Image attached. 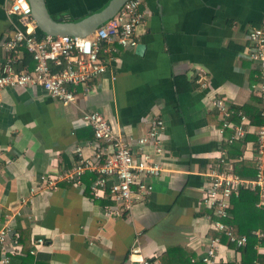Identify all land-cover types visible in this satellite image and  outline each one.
Segmentation results:
<instances>
[{
  "label": "crops",
  "instance_id": "obj_1",
  "mask_svg": "<svg viewBox=\"0 0 264 264\" xmlns=\"http://www.w3.org/2000/svg\"><path fill=\"white\" fill-rule=\"evenodd\" d=\"M10 1L0 0V40L25 28L6 13ZM45 1L53 17L70 19L107 0ZM142 8L146 20L136 29L142 53L118 47L107 70L89 81V91L76 87L73 103L65 105L38 86L0 91V228L13 226L21 250L11 264H130L134 245L140 250L133 260L154 264H241V246L211 227V209L201 196L218 155L241 177L255 175L253 120L260 99L252 85L258 76L255 63L240 52L248 29L264 26V0H142ZM24 54L18 68H32L23 63ZM3 57L0 50V64ZM213 99L231 111L229 125L223 127ZM83 111H99L122 136L145 134L153 117L164 120L162 152L152 156L163 170L144 178L151 192L119 215H105L103 207L114 201L106 190L94 194L92 173L79 183L60 177L80 157L76 146L82 155L91 153L86 144L93 131L77 123ZM237 124L244 135L228 142ZM146 150L153 152L152 146ZM42 175L54 177V185L40 184ZM257 231L264 234L252 231L254 248L264 254V235ZM213 236L220 243L206 262Z\"/></svg>",
  "mask_w": 264,
  "mask_h": 264
},
{
  "label": "built area",
  "instance_id": "obj_2",
  "mask_svg": "<svg viewBox=\"0 0 264 264\" xmlns=\"http://www.w3.org/2000/svg\"><path fill=\"white\" fill-rule=\"evenodd\" d=\"M8 15H15L25 25L24 29H15L10 36L0 40V50L4 57L0 64V91L3 88L40 87L47 96L67 105L75 101L76 87L89 91V81L103 74L114 61L118 47L135 48L138 39L136 29L146 20L142 0H126L111 18L104 21L92 33L86 36L51 35L35 33V22L31 17V8L27 0H11L5 5ZM26 51L33 61L32 68L20 62L19 53ZM240 55L255 63L257 81L252 85L260 99L262 123L256 125L254 133L255 175L244 178L229 170L228 159L218 155L217 162L209 166L207 183L202 193L203 204L211 209V227L224 233L228 241L237 247L247 242L246 235H235L226 222L229 217V205L232 197L241 189L258 193L256 206L264 210V26H252L246 34V44ZM202 85V84H201ZM222 125L230 124L231 111L219 99H213ZM1 106V99H0ZM79 125L88 126L93 131V139L87 142L91 153L82 155L81 146H76L78 156L76 164L63 172L61 178L79 183L86 173L93 174L94 194L107 191L114 201L104 206L105 215H119L128 211L131 205L142 199L152 190V185L144 178L156 176L162 164L153 159L154 154L162 152V137L165 128L160 116L149 120L145 134L131 136L116 134L109 122L99 111H83L78 119ZM234 133L227 138L232 142L244 135L241 124L233 126ZM222 128L220 129L221 132ZM152 146L153 152L146 150ZM51 175L40 176V184L54 185ZM38 182V183H39ZM35 189V188H34ZM31 188L32 192L34 190ZM263 236V232H256ZM17 231L9 223L0 228V264H11V256L20 254L16 244ZM38 242L41 241L39 238ZM219 237L209 238L203 260L209 262L215 257L219 246ZM140 248L134 245L129 249L127 258L130 264H154L149 258L133 260L131 256Z\"/></svg>",
  "mask_w": 264,
  "mask_h": 264
},
{
  "label": "water",
  "instance_id": "obj_3",
  "mask_svg": "<svg viewBox=\"0 0 264 264\" xmlns=\"http://www.w3.org/2000/svg\"><path fill=\"white\" fill-rule=\"evenodd\" d=\"M31 8V17L35 22V33L51 35L86 36L92 33L104 21L111 18L126 0H107L99 8L79 17L65 19L53 17L45 0H27ZM143 43H137L135 52L142 53Z\"/></svg>",
  "mask_w": 264,
  "mask_h": 264
},
{
  "label": "trees",
  "instance_id": "obj_4",
  "mask_svg": "<svg viewBox=\"0 0 264 264\" xmlns=\"http://www.w3.org/2000/svg\"><path fill=\"white\" fill-rule=\"evenodd\" d=\"M22 61L25 64L31 62L33 63L30 54L26 51ZM253 121L255 123L257 122L258 125L262 121V117L260 116V110L255 113V118ZM246 166H248L249 169L253 167V165L251 164H248ZM234 171L238 174H242L241 171L237 170L236 168H234ZM254 172L255 166L254 170L251 171V174ZM258 197L259 196L256 191L254 192L249 189H241L234 202L230 204L229 209L233 211L236 219L235 224L233 223L234 234H244L247 237L246 244L238 248L241 255V264H264V254H259L255 250L254 245L256 242H258V240L252 234V231L256 229L264 230V210L258 209L255 206Z\"/></svg>",
  "mask_w": 264,
  "mask_h": 264
}]
</instances>
